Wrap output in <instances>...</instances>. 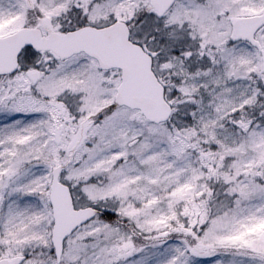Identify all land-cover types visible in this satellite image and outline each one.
<instances>
[{"label": "snow or ice", "instance_id": "1", "mask_svg": "<svg viewBox=\"0 0 264 264\" xmlns=\"http://www.w3.org/2000/svg\"><path fill=\"white\" fill-rule=\"evenodd\" d=\"M0 264H264V0H0Z\"/></svg>", "mask_w": 264, "mask_h": 264}]
</instances>
